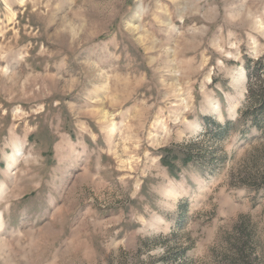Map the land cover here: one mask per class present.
<instances>
[{
	"label": "rangeland",
	"instance_id": "1",
	"mask_svg": "<svg viewBox=\"0 0 264 264\" xmlns=\"http://www.w3.org/2000/svg\"><path fill=\"white\" fill-rule=\"evenodd\" d=\"M263 85L264 0H0V264H264Z\"/></svg>",
	"mask_w": 264,
	"mask_h": 264
},
{
	"label": "trees",
	"instance_id": "2",
	"mask_svg": "<svg viewBox=\"0 0 264 264\" xmlns=\"http://www.w3.org/2000/svg\"><path fill=\"white\" fill-rule=\"evenodd\" d=\"M253 100L255 101L258 109H257V112L255 113V115H251L249 113L246 114L245 117H255V122H258L257 118H258V114L260 113L263 117H264V85L263 86H260L256 91H252V89L249 91V96H248V100ZM229 124L226 125V127L228 126ZM201 157V156H200ZM172 160H175L174 157H171ZM194 160V158H192V156H186L185 159H184V162L188 163L189 161L191 160ZM196 160L198 161V158H196ZM199 161H202V158H199ZM170 163L169 161H166L165 162V165L166 166H169L170 167Z\"/></svg>",
	"mask_w": 264,
	"mask_h": 264
}]
</instances>
